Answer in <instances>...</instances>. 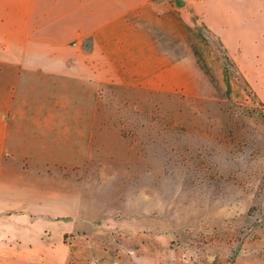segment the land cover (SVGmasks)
Listing matches in <instances>:
<instances>
[{
  "label": "crops",
  "instance_id": "0c3cea01",
  "mask_svg": "<svg viewBox=\"0 0 264 264\" xmlns=\"http://www.w3.org/2000/svg\"><path fill=\"white\" fill-rule=\"evenodd\" d=\"M178 1L0 0V264L162 263L169 238L93 207L73 169L89 161L92 84L188 82L193 64L220 70L219 47L264 65V0Z\"/></svg>",
  "mask_w": 264,
  "mask_h": 264
},
{
  "label": "rangeland",
  "instance_id": "374dc122",
  "mask_svg": "<svg viewBox=\"0 0 264 264\" xmlns=\"http://www.w3.org/2000/svg\"><path fill=\"white\" fill-rule=\"evenodd\" d=\"M219 49L220 70L202 61L188 82L96 83L86 102L94 128L75 176L128 231L169 238L161 264H264V65Z\"/></svg>",
  "mask_w": 264,
  "mask_h": 264
},
{
  "label": "built area",
  "instance_id": "2783aa9c",
  "mask_svg": "<svg viewBox=\"0 0 264 264\" xmlns=\"http://www.w3.org/2000/svg\"><path fill=\"white\" fill-rule=\"evenodd\" d=\"M74 45L78 46V47H86V43L85 42H83V43H75Z\"/></svg>",
  "mask_w": 264,
  "mask_h": 264
}]
</instances>
